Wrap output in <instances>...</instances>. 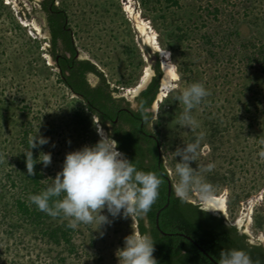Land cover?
<instances>
[{"label":"rangeland","instance_id":"obj_1","mask_svg":"<svg viewBox=\"0 0 264 264\" xmlns=\"http://www.w3.org/2000/svg\"><path fill=\"white\" fill-rule=\"evenodd\" d=\"M55 3L65 12L80 54L123 95L137 89L148 68L127 6L140 13L156 33L157 47L169 54L161 59L180 74V80L173 82L179 88L165 89V96L158 99L154 121L173 183L177 179L173 152L203 133L192 167L214 163L215 168L204 175L215 187L216 197L226 198L230 225L250 215V236L258 240L262 233L264 237V158L260 156L264 152V74L252 64L254 47H245L250 42L264 44V0ZM34 27L22 23L13 6L0 0V264H119L116 252L124 247L125 237L138 231L135 219L109 216L111 223L98 230L96 224H81L71 232L72 253L66 245L49 243L40 228L15 209L16 199H28L32 190L23 163L30 136L39 132L49 138L48 144L33 149L37 159L41 152L52 156L49 167L39 164L43 183H51L62 170L67 153L100 139L90 110L44 57L50 55L42 48L45 43L49 46V38L40 39ZM196 82L203 83L211 95L193 110L200 126L191 131L177 123L183 105L176 95ZM189 201L200 204L196 193ZM102 214L108 216L107 210ZM47 223L60 226L68 221L52 218Z\"/></svg>","mask_w":264,"mask_h":264},{"label":"clouds","instance_id":"obj_2","mask_svg":"<svg viewBox=\"0 0 264 264\" xmlns=\"http://www.w3.org/2000/svg\"><path fill=\"white\" fill-rule=\"evenodd\" d=\"M172 79L180 80L178 71ZM172 88L175 91L179 85L174 83ZM210 95L211 92L200 82L192 83L180 90L176 99L183 105V111L177 118L178 125L195 131L200 125L192 114L193 110L205 103ZM150 112V108L142 107L145 121H148ZM153 118L158 119V114H154ZM93 125L98 128L100 135L97 143L67 153L62 170L57 172L54 179H50L51 183L39 194H30L28 197L39 211L52 218L66 219L67 227L73 230L81 224H96L98 230L102 225L111 223L109 216L116 218L122 214L123 218L132 220L145 218L158 200L162 185V179L156 172L137 169L135 164L118 150L117 141L112 139L110 134H101L94 121ZM202 139L203 133L199 134L194 142L178 146L173 152L176 159L174 175L177 179L172 189L181 202L189 201L192 194L196 193L200 201V210L218 211L214 206L216 189L204 175L211 172L215 164L192 167L199 155ZM48 143L49 138L39 135V132L36 136L29 137V147L24 152L28 176L36 175V164H42L44 168L51 165V153L41 152L39 158L34 159L32 151ZM260 156L264 158V152H261ZM105 209L108 216L102 214ZM154 252L155 241L151 235L133 231L124 238V247L117 250L116 256L119 264H158ZM218 264L254 262L245 250L229 249L221 251Z\"/></svg>","mask_w":264,"mask_h":264},{"label":"trees","instance_id":"obj_3","mask_svg":"<svg viewBox=\"0 0 264 264\" xmlns=\"http://www.w3.org/2000/svg\"><path fill=\"white\" fill-rule=\"evenodd\" d=\"M174 4H177V1H175ZM45 7H49V4ZM46 10L50 13L49 9L46 8ZM49 17L55 31H62L66 17L64 19L61 17H58V19H54L52 16ZM54 35V46H56L55 37L58 34ZM67 38L69 41L70 37ZM70 47V49H73L72 46ZM245 47H254L253 57H251L252 64L257 65L264 74V44L257 45L250 42ZM70 64L73 68L68 79L64 81L60 74L59 76L61 81L71 89L72 93L76 95H84L83 98L87 101V104H85L87 109L90 110L91 113H95V107H97L102 111H106L111 119L116 117L115 113L120 109V112L117 115L122 119H125L127 114L122 109L124 106L121 103H119L120 106L116 105L110 94L102 90H99V92L98 90H89L85 76L87 72H95L101 76L103 81H105V78L102 73L97 70L96 66L89 61L83 63L77 62L74 59L63 61L64 68H67ZM161 76L160 62L158 61L156 64V78H154L149 88L142 92L139 97L141 108H147L152 104L155 95H157L159 91ZM130 135L132 137L136 136V134ZM118 136L119 133L117 132L115 139L118 142V148L124 149L123 143ZM28 147L29 145L27 144V149ZM33 158L37 159L34 151ZM25 160L26 157L24 155L23 163L26 169ZM136 162H134V164L137 169L148 172L140 161ZM152 171L156 172L162 179L159 198L147 214L149 218V226L146 227L143 219H139L138 227L140 233H150L153 236L155 241V252L153 255L158 261V264H214L209 257L200 250V247L203 248L216 262H219L222 250L243 249L251 256L254 264H264V247L261 245L250 244L248 236L246 234H241L237 227L228 225L224 217L214 216L209 212H204L200 210V206L194 205L188 201L181 202L174 196L169 199L168 185L171 180L163 164V157L159 162L157 147L156 167ZM35 172V176H28L26 173L27 182L32 189L30 192L31 195L39 194L50 184L47 182L43 183L45 176L41 171L39 164L35 165ZM168 200H170L169 203ZM15 209L17 214L23 219L25 218V220L30 222L31 225L40 228L42 236L48 238L49 243H52L55 246L66 245L69 247L70 252L73 253L75 251V247L71 241V232L73 230L68 228L66 223H63V225L60 226L49 225L47 222L48 220H51L52 217L39 211L36 205L31 203L29 199H23V197L16 199ZM159 211L161 212L158 228L156 225V216ZM187 236L192 240L188 239ZM62 262H65V260L62 259Z\"/></svg>","mask_w":264,"mask_h":264},{"label":"flooded vegetation","instance_id":"obj_4","mask_svg":"<svg viewBox=\"0 0 264 264\" xmlns=\"http://www.w3.org/2000/svg\"><path fill=\"white\" fill-rule=\"evenodd\" d=\"M33 1L40 2L39 7L45 19L44 30L47 32L49 36L50 55L62 79L66 81V79H68V77L71 75V70L73 66H71L70 64L69 66H67V68H64L63 61L74 59L77 62L83 63V62H88L89 59L85 58L78 51L75 45L72 31L70 27L67 26V21H66L67 19L65 18V12L59 9L55 5V0H33ZM47 4H49V7H45ZM46 8L50 10V13L47 12ZM49 16H52V18L54 17V19H58V17H61L63 19L65 18L62 31L60 32L55 31V28L52 27V22ZM54 34H58L55 37L56 46H54L55 45ZM67 37H70L69 40L70 42L68 41ZM70 46H72L73 49H70L71 48ZM146 51H150L151 53L153 52L150 48H147ZM153 54L156 56V53ZM152 61H153L152 62L153 75L149 78L147 85H145L141 90L139 87V91L135 95H128V96H132L133 101H130L127 95L120 94V91L118 89L110 87L109 84L106 82V80L103 81V79L101 78V76H99V74H96L95 72H87L85 74L89 90L91 91L98 90V92L99 90L106 91V93L110 94L112 99L115 101L116 105H119V103H121L124 106L122 107V109L127 114L125 119L124 118L122 119L119 115H117L120 112L119 109L115 113L116 117L114 119H111V117H109V114L106 111H102L99 108L95 107L96 112L92 113V115L97 119L104 133L110 134L112 139H114L115 141H117L115 139V135H117V132L119 133L118 137L122 141L124 149L118 148V150L124 153L126 157L129 160H131L133 163L136 161H140L147 171H152L156 167V147H157V156L159 162L160 160H162V150H161L160 140L155 132L156 130L154 127L155 118H153V115L156 114V102L158 101L160 91H158V94L155 95L152 104L149 107H147L151 109V112L148 114V121H145L143 119L142 110H141L142 108L139 101V97L141 96L142 92L147 90V88H149L150 84L153 82L154 78H156V64L158 61L160 62V59L159 57H154ZM160 68H161V72H163L164 69L161 66V63H160ZM90 76L95 77L96 80L94 82L91 81ZM160 87H161V80H160ZM76 96H78L85 104H87V101L83 98L84 95L77 94ZM130 134H136V136L132 137ZM169 187L170 185H168L169 199L172 196L176 197L174 195L172 187H171V192L169 191ZM169 202L170 200H168V203ZM143 221L146 227H148L149 226L148 215L145 218H143ZM151 237L153 238L152 235Z\"/></svg>","mask_w":264,"mask_h":264},{"label":"water","instance_id":"obj_5","mask_svg":"<svg viewBox=\"0 0 264 264\" xmlns=\"http://www.w3.org/2000/svg\"><path fill=\"white\" fill-rule=\"evenodd\" d=\"M6 2L10 3L13 8L15 9V11L17 12V16L20 18L21 22L24 23L25 25L28 24H32L34 25L37 29H38V33L40 36V39L43 38H49L47 32L44 30V25H45V19H44V15L41 12V9L39 7L40 2H34L33 0H5ZM57 6V4H55ZM58 7V6H57ZM66 17V15H65ZM67 19V17H66ZM67 21V20H66ZM137 43L138 45L141 47V49L143 50V55L148 63V68H147V75L146 77L143 79L142 83L137 87V89L135 91H130L128 92L126 95H135L138 91H139V87L140 90L147 85L149 78L153 75V68H152V60L154 57H159L160 59V63L161 66L163 67V72H162V76H161V87L159 89L160 93H159V97L158 99H160V101L162 100V96H165L164 94V90L162 89V87H166L171 89V87L173 86L170 81L171 78L174 75V72L172 70V66L166 64L164 61H162L161 57L162 55L165 54V52L161 51L157 46H154V42L152 39H150L147 36H144L142 34L137 35L136 37ZM43 49H46L47 51H49V46L45 43L44 46L42 47ZM147 48H150L153 52L151 53L150 51H146ZM50 52V51H49ZM156 53V56L153 54ZM44 57H48V64L49 65H54L56 67V65L54 64L51 55H44ZM152 57V58H150ZM157 60V58H156ZM96 66V65H95ZM97 70L102 73L103 77L105 78L106 82H107V78L104 76V73L96 66ZM56 71H58L57 67L56 69H54ZM91 81H95V77L90 76ZM108 83V82H107ZM109 84V83H108ZM110 86V84H109ZM116 88V87H114ZM117 89V88H116ZM75 95V94H74ZM76 96V95H75ZM78 97V96H77ZM130 101H133L132 96H128ZM157 110H158V104L156 102V114H157ZM95 118V117H94ZM95 121L99 127V131L101 134H105L104 131L102 130V127L99 125L97 119L95 118ZM163 157V155H162ZM163 164L165 166V161H164V157H163ZM166 168V167H165ZM167 170V169H166ZM168 175L170 177V171H168ZM171 182L169 183L170 187H169V191L171 192V187H172V179L170 177ZM192 204H194V202L188 201ZM224 203L219 200V199H215L214 202V206L218 208V211H208L209 213H211L214 216H222L224 217V219L226 220V223L228 225H230V222L228 221V215L225 213V208L223 207ZM198 206H200V204H198ZM160 212L159 211L157 213L156 216V224L157 227L159 228V217H160ZM137 224L136 227L138 228L139 231V227H138V220L135 219ZM250 224H251V217L250 215H243L242 217H240L235 225H230V226H235L237 227V229L241 232L244 233L248 236V240L250 243H252L253 245H261L264 247V237L263 234L261 233L258 236V240L254 239L253 237L250 236L249 233V228H250ZM188 239L192 240L190 237L187 236ZM200 250L209 257V259L214 263V264H218V262H216L203 248L200 247Z\"/></svg>","mask_w":264,"mask_h":264},{"label":"bare ground","instance_id":"obj_6","mask_svg":"<svg viewBox=\"0 0 264 264\" xmlns=\"http://www.w3.org/2000/svg\"><path fill=\"white\" fill-rule=\"evenodd\" d=\"M130 6V5H129ZM129 6H127V11H128V13L130 14V17L133 19V22L135 23V27L137 28V32L139 33V34H142V35H144V36H147V37H149L150 39H152L153 40V42H154V46H157V43H156V33H154L151 29H150V27L148 26V24L146 23V22H144L143 20H141V16H140V13H138V12H136L135 11V9H132V7H129ZM34 26V25H33ZM35 28V27H34ZM37 29V28H36ZM164 52V51H163ZM163 57H169V54L168 53H166L165 52V54L164 55H162ZM166 59H168V58H166ZM166 64H168V65H170V66H172V70H173V72H174V74L176 73V71H175V68H174V66L173 65H171V64H169V63H166ZM146 75H147V70H146V72H145V76H144V78L146 77ZM143 78V79H144ZM173 79L171 78V81H170V83L173 85ZM172 90L173 88L171 87V89H169V88H166V87H164L163 88V90ZM217 199H219V200H221L223 203H224V205H223V207L225 208V213L227 214V204H226V198L225 197H216Z\"/></svg>","mask_w":264,"mask_h":264}]
</instances>
